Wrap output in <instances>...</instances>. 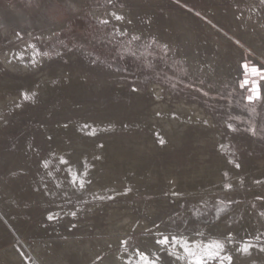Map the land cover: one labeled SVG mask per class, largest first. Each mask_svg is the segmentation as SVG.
I'll use <instances>...</instances> for the list:
<instances>
[{
  "label": "rangeland",
  "instance_id": "374dc122",
  "mask_svg": "<svg viewBox=\"0 0 264 264\" xmlns=\"http://www.w3.org/2000/svg\"><path fill=\"white\" fill-rule=\"evenodd\" d=\"M158 1L0 0V101L4 105L0 102V264L16 258L13 247L22 263L73 264L69 257L76 248L71 242L88 244L97 252L92 256L84 251L80 264L99 263L110 254L125 255L133 262L140 256L132 250L157 264H190L182 248H173L176 254L169 255L156 244L164 236L171 241L174 235L190 242H225L220 255L231 254L230 264L241 260L264 264V257L260 259L264 256V20L253 15L258 9L264 16V0ZM189 27L194 29L195 41L184 35ZM196 55L201 58L197 62ZM208 56H217L224 67L209 64ZM24 60L26 67L20 65ZM66 71L79 82H66L44 98L34 95L40 81ZM254 88L260 98L250 102L248 96L256 95ZM157 105L170 110L184 107L183 113L193 114L199 122L188 123L186 135L165 146L159 138L166 137L167 130L156 131L153 126ZM65 121L86 127L78 140L111 135L122 141H145L148 154L124 158L111 154L98 164L101 172L133 177L139 173L132 182L136 185L122 191L108 182L106 187L98 186L93 171L84 169L82 152L69 167L60 151L63 147L72 151V139L65 136L72 142L65 137L57 142L46 130L57 124L63 127ZM92 123L106 129L97 128V133ZM187 179L204 180L206 186L193 191L176 183ZM127 217L132 219L128 231L112 228ZM46 242L65 244L68 252L39 248ZM245 245L252 246L246 255L240 251ZM181 255L186 259H178ZM253 255L261 256L252 261ZM215 263L221 261L211 262Z\"/></svg>",
  "mask_w": 264,
  "mask_h": 264
},
{
  "label": "bare ground",
  "instance_id": "6f19581e",
  "mask_svg": "<svg viewBox=\"0 0 264 264\" xmlns=\"http://www.w3.org/2000/svg\"><path fill=\"white\" fill-rule=\"evenodd\" d=\"M137 1V0H136ZM143 1V0H142ZM145 1V0H144ZM148 1V0H147ZM154 1V0H153ZM157 1V0H156ZM160 1V0H159ZM159 1H158V3H159ZM166 1V0H165ZM249 1V0H248ZM141 2V1H140ZM163 2V1H162ZM256 2V1H255ZM162 4V3H161ZM218 10V9H217ZM238 10H240V9H238ZM237 10V11H238ZM222 11V10H221ZM126 12V11H125ZM165 12V11H164ZM206 12V11H205ZM232 12V11H231ZM240 12H241V10H240ZM252 12V11H251ZM139 13V12H138ZM154 13V12H153ZM179 12H177V14H178ZM213 13V12H212ZM211 13V14H212ZM218 13V12H217ZM237 13V12H236ZM241 13H243V14H245L243 11L241 12ZM122 14V13H121ZM183 14V13H182ZM209 14V13H208ZM258 15L259 16V18H261V19H263L264 20V16L262 15V13L258 10V9H254L253 10V15ZM113 15V14H112ZM111 15V16H112ZM124 15V14H123ZM127 15V14H126ZM138 15V14H137ZM169 15V14H168ZM219 15V14H218ZM218 15H217V17H218ZM238 15H241V14H239L238 13ZM251 15V14H250ZM175 16V15H174ZM184 16V15H183ZM186 16H187V13H186ZM215 16H216V14H215ZM116 17H117V15H116ZM124 17V16H123ZM127 17V16H126ZM192 16H190V18H191ZM211 17H214V16H211ZM248 17V16H247ZM131 18V17H130ZM169 18V17H168ZM168 18H166V19H168ZM176 18V17H175ZM186 18V17H185ZM188 18V17H187ZM189 18V19H190ZM220 18V17H219ZM222 18V17H221ZM124 19H125V17H124ZM165 19V20H166ZM171 19H173V18H171ZM215 19V18H214ZM217 19V18H216ZM229 19V18H228ZM235 19V18H234ZM238 19V18H237ZM131 20V19H130ZM134 20V19H133ZM180 20V19H179ZM184 20V19H183ZM192 20V19H191ZM227 20V19H226ZM236 20V19H235ZM254 20V19H253ZM255 20H256V18H255ZM254 20V21H255ZM257 20H258V18H257ZM151 21V20H150ZM155 21V20H154ZM173 21V20H172ZM181 21V20H180ZM218 21V20H217ZM221 21H222V19H221ZM228 21V20H227ZM237 21V20H236ZM262 21V20H261ZM189 21H188V19H187V22L186 23H188ZM192 22V21H191ZM195 22V21H194ZM194 22H192V23H194ZM259 22V21H258ZM263 22V21H262ZM182 23H183V21H182ZM185 23V24H186ZM236 23H238V22H236ZM242 23V22H241ZM251 23V22H250ZM256 23V22H255ZM261 23V22H260ZM252 24V23H251ZM254 24V23H253ZM252 24V25H253ZM124 25V24H123ZM179 25V24H178ZM191 26H192V24H190ZM189 24H188V26H190ZM205 25H207V24H205ZM236 25V24H235ZM255 25V24H254ZM262 25V24H261ZM131 26V25H130ZM155 26V25H154ZM132 27V26H131ZM179 27H180V25H179ZM183 27H184V25H183ZM193 27V26H192ZM209 27H211V26H209ZM259 27V26H258ZM257 27V28H258ZM261 27V26H260ZM181 28H182V25H181ZM188 28V27H187ZM191 27H189V29H190ZM252 28L254 29V26H252ZM262 28H263V26H262ZM178 29V28H177ZM185 29H186V26H185ZM185 29H184V31H185ZM187 29L186 30V34H184V35H186L188 38L190 37V41H195V38H194V36H192L191 35V33H192V29ZM210 29V28H209ZM259 29V28H258ZM157 30V29H156ZM194 30V29H193ZM212 30V29H211ZM255 30V29H254ZM260 30V29H259ZM259 30H257V31H259ZM264 30V29H263ZM155 31V30H154ZM179 31V30H178ZM181 31H182V29H181ZM183 31V32H184ZM233 31V30H232ZM185 33V32H184ZM193 33H194V31H193ZM157 34V33H156ZM160 34V33H159ZM180 34H182V33H180ZM195 34V33H194ZM239 34V33H238ZM241 35V34H240ZM255 35V34H254ZM154 36H155V33H154ZM161 36V35H160ZM163 36V35H162ZM248 36V35H247ZM223 37V36H222ZM252 37V36H251ZM250 37V38H251ZM162 38V37H161ZM168 38V37H167ZM171 39V38H170ZM227 39V38H226ZM185 40V39H184ZM189 40V39H188ZM187 40V41H188ZM248 40V39H247ZM186 41V40H185ZM184 41V42H185ZM187 41H186V43H187ZM189 41V42H190ZM198 41V40H197ZM249 41H250V39H249ZM170 42V41H169ZM173 42V41H172ZM188 42V43H189ZM199 42V41H198ZM183 43V42H182ZM182 43H180V44H182ZM195 43V42H194ZM264 43V42H263ZM176 44H178L179 45V43H177L176 42ZM199 44V43H198ZM14 45V44H13ZM177 45V46H178ZM183 45H187V44H183ZM200 45H201V43H200ZM200 45H199V47H200ZM189 46V45H188ZM16 47V46H15ZM14 47V48H15ZM183 47V46H182ZM13 48V47H12ZM191 47H189V49H190ZM201 49L203 48V46L202 47H200ZM205 48V47H204ZM257 48V47H256ZM4 49V48H3ZM11 49V48H10ZM179 49V48H178ZM193 49V48H192ZM18 50V49H17ZM185 50V49H184ZM198 50H200V49H198ZM203 50V49H202ZM223 50V49H222ZM263 50V49H262ZM261 50V51H262ZM7 51V50H6ZM16 51V50H15ZM191 51V50H190ZM193 51H194V49H193ZM201 51V50H200ZM264 51V50H263ZM10 52H12V51H10ZM9 52V53H10ZM178 52V51H177ZM185 52H186V50H185ZM195 52V51H194ZM217 52V51H216ZM219 52V51H218ZM30 53V52H29ZM203 53H205V52H203ZM213 53V52H212ZM4 54V53H3ZM11 54V53H10ZM185 54V53H184ZM189 54V53H188ZM201 54V53H200ZM199 54V55H200ZM217 54V53H216ZM240 54V53H239ZM19 55V54H18ZM17 55V56H18ZM23 55H26V54H23ZM23 55L21 56V58L20 59H23ZM178 55V54H177ZM195 55V54H194ZM204 55V54H203ZM203 55H202V58H204L203 57ZM207 55V54H206ZM241 55V54H240ZM6 56V55H5ZM15 56V55H14ZM29 56V55H28ZM181 56V55H180ZM186 56V55H185ZM190 56V55H189ZM8 57V56H7ZM11 57V56H10ZM20 57V55L18 56V58ZM25 57V56H24ZM31 57V56H30ZM222 57H224V56H222ZM9 58V57H8ZM28 58V57H27ZM206 58V57H205ZM238 58V57H237ZM0 59H1V57H0ZM3 59V58H2ZM12 60L14 59V58H11ZM10 59V60H11ZM15 59H17V58H15ZM19 59V60H20ZM36 59V58H35ZM199 59H201L198 55H196V56H194L193 57V60L194 61H198ZM208 61H209V64H214L215 66H218V65H216L218 62H219V60H218V62H217V56H208ZM222 59V58H221ZM220 59V60H221ZM4 60H7V58H5ZM4 60H3V62H4ZM9 60V61H10ZM11 60V61H12ZM22 61V60H21ZM194 61H192L193 63H196V62H194ZM207 61V60H206ZM222 61V60H221ZM7 62V65H8V60L6 61ZM5 62V63H6ZM16 62V61H15ZM23 62V61H22ZM21 62V66H23V67H26L27 65L26 64H28V62L26 63V61L24 60V62L25 63H22ZM190 62V61H189ZM200 62H203L202 60L201 61H199L198 63H200ZM205 62V61H204ZM239 62V61H238ZM18 63H20V62H18ZM206 63V62H205ZM240 63V62H239ZM14 64V63H13ZM190 64V63H189ZM202 64V63H201ZM206 64H208V63H206ZM219 65H222V64H220V63H218ZM223 64H224V62H223ZM26 65V66H25ZM195 65V64H194ZM203 65H205L204 63H203ZM14 66V69H15V65H13ZM16 66H18V65H16ZM20 66V67H21ZM197 66V65H196ZM209 67H211L210 65H208ZM223 67H224V65H222ZM10 67H11V65H10ZM9 67V68H10ZM38 67V66H37ZM16 68H18V67H16ZM219 68V67H218ZM227 68V67H226ZM35 69V68H34ZM223 69H225V68H223ZM228 69V68H227ZM226 69V70H227ZM231 69V68H230ZM33 70V69H32ZM218 70V69H217ZM220 70V69H219ZM16 71V70H15ZM63 71V70H62ZM221 71V70H220ZM225 71V70H224ZM76 73V72H75ZM217 73V72H216ZM220 73V72H219ZM227 73V72H226ZM225 73V74H226ZM50 74H52V73H50ZM221 74V73H220ZM64 75V76H63ZM219 75V74H218ZM224 75V74H223ZM63 76V77H62ZM216 76V75H215ZM49 77H50V75H49ZM49 77H47V79H44V80H42V81H40L38 84H37V86H36V88H34L33 89V91H34V95L36 94H38V95H41V97L43 96V98L44 97H47L46 95H50L55 89H56V87H59V86H61L62 84H64V83H68V84H71V83H77V82H79V78L76 76V75H74V74H72V73H69V72H63L62 73V75L60 76V77H58V78H54V79H51V78H49ZM53 77V76H52ZM56 77V76H55ZM217 77V76H216ZM5 80V79H4ZM9 80V79H8ZM11 81H12V79H11ZM82 81V80H81ZM12 83V82H11ZM15 83V82H14ZM66 83V84H67ZM6 84V83H5ZM4 84V85H5ZM20 84V83H19ZM67 84V85H68ZM86 84V83H85ZM15 85V84H14ZM65 85V84H64ZM2 86V85H1ZM8 86V85H7ZM91 87V86H90ZM14 88H16V87H14ZM137 88V87H136ZM153 89H154V86L152 87ZM9 90V89H8ZM141 90V89H140ZM160 90H162V89H160ZM2 91V90H1ZM153 91V90H152ZM36 92V93H35ZM160 92V91H159ZM26 93V92H25ZM30 93V92H29ZM154 93H157V91L156 92H154ZM161 93V92H160ZM7 94V93H6ZM22 94V93H21ZM32 94H33V92H32ZM37 95V96H38ZM3 96V95H2ZM36 96V97H37ZM12 97V96H11ZM14 97V96H13ZM33 97V96H32ZM16 98V97H15ZM39 98V97H38ZM42 98V99H43ZM14 99V98H13ZM157 99V98H156ZM6 100V99H5ZM4 100V101H5ZM19 100V99H18ZM17 100V101H18ZM2 101V100H1ZM0 101V102H1ZM41 101V100H40ZM141 101V100H140ZM166 101V100H165ZM7 102H9V103H14V100H11V99H9ZM19 102H20V100H19ZM3 102H1V104H2ZM18 103V102H17ZM21 103V105H22V102H20ZM0 104V105H1ZM7 103H5V105H6ZM161 104V103H160ZM181 104V103H180ZM10 105V104H9ZM9 105H8V107H9ZM88 105V104H87ZM155 105V104H154ZM2 106H4L3 104L1 105V107ZM11 106V105H10ZM17 106V105H16ZM142 106V105H141ZM196 106V105H195ZM191 107H193V105L191 106ZM156 109H155V112H159L158 113V115L157 116H155V117H153L152 119H154L153 121H154V123L156 124V125H153L155 128H154V130H167V132L165 131V133H166V137L165 136H161L160 138H159V140L160 141H162L161 143L162 144H165V146L167 145H171V144H173V142L174 141H176V140H179V139H181V137H182V135L184 134V135H186L184 132H185V129H186V127H187V125H188V123H193V122H199V119L197 118V117H195L193 114H186V113H183V109H184V107H181V106H177V108L174 110V108H173V110H170V109H167L166 108V106H164V105H157L156 107H155ZM5 109V108H4ZM9 109V108H8ZM189 109V108H188ZM70 110V109H69ZM69 110H68V113H69ZM73 110H75V109H73ZM80 110V109H79ZM200 110V109H199ZM66 111V110H65ZM108 111V110H107ZM197 111H198V109H197ZM3 111H2V109H1V113H2ZM84 112V111H83ZM105 112V111H104ZM194 112H196V110L194 111ZM193 112V113H194ZM199 112V111H198ZM201 112H203V110L201 111ZM205 112V111H204ZM71 113V112H70ZM75 113V112H74ZM120 113V112H119ZM118 113V114H119ZM136 113V112H135ZM144 113V112H143ZM189 113V112H188ZM3 114V113H2ZM5 114H7V113H5ZM5 114H3V115H5ZM203 114V113H202ZM84 115V114H83ZM116 116H117V114H115ZM124 115V114H123ZM129 115V114H128ZM154 115V114H153ZM2 116V115H1ZM61 116V115H60ZM78 116V115H77ZM82 116V115H81ZM80 116V117H81ZM114 116V115H113ZM136 116H137V114H136ZM139 116V115H138ZM172 116V117H171ZM199 116V115H198ZM4 117V116H3ZM67 117V116H66ZM69 117V116H68ZM74 117H76V116H74ZM104 117V116H103ZM107 117V116H106ZM110 117V116H109ZM109 117H107V118H109ZM123 117V116H122ZM127 117V116H126ZM47 118H50V117H47ZM77 118V117H76ZM78 118H79V116H78ZM121 118V117H120ZM124 118V117H123ZM67 119V118H66ZM80 119V118H79ZM79 119H77V120H79ZM105 119V118H104ZM113 119H115V117L113 118ZM140 119H142V116L140 117ZM210 119V118H209ZM47 120V119H46ZM71 120V119H70ZM90 120V119H89ZM94 120V119H93ZM96 120V119H95ZM103 120V119H102ZM117 120V119H116ZM119 120V119H118ZM125 120V119H124ZM132 120V119H131ZM136 120V119H135ZM56 121V120H55ZM72 121V123H73V120H71ZM106 121H107V119H106ZM113 121V120H112ZM61 122V121H60ZM81 122V121H80ZM97 122V121H96ZM105 122V121H104ZM110 122V121H109ZM116 122V121H115ZM119 122V121H118ZM117 122V123H118ZM136 122V121H135ZM134 122V120H133V123H135ZM145 122V121H144ZM65 123V125H66V121L64 122ZM76 123V122H75ZM106 123V122H105ZM120 123V122H119ZM122 124L124 123L125 124V122H121ZM131 123V122H130ZM214 123V122H213ZM61 124H63V123H61ZM77 124V123H76ZM197 124V123H196ZM63 126L62 127V125H60V126H58V124L56 125V127L55 126H53V128H46V130H47V132H48V134L50 133L51 134V137L54 139V140H56L57 142H60L61 143V141H62V139H64V137L65 136H68L69 138H71L72 139V141H73V143H72V151H70V149H69V151H68V147H66V149L67 150H65L64 148L65 147H63L62 148V150L60 151L61 152V155L65 158L64 160L68 163V166L69 167H72V163H73V159H74V157H78L79 155V153H81V156L80 157H82L83 158V160H84V158L86 157V159H85V165H84V169L86 170V171H88V173L89 172H92V173H94L93 175H94V178H95V181H96V184L98 185V186H100V187H106V184L107 185H110V184H108V183H111L112 184V188L113 189H117V190H119V191H122V190H127V189H131L132 187V185L134 184V186L136 185L135 184V182L134 183H132L135 179H138V175H139V173H136L135 175H134V177L133 176H129V175H127L125 172L124 173H122V172H119V171H108V173H107V171L106 172H101V170L98 168L99 167V165L100 164H102V163H104V162H106L107 160H109L110 159V156H111V154H114V156H119V157H131V156H141L142 154H144L145 153V151H146V147H147V145H146V143H144L143 141H138L137 139H133V138H131L130 140H126V141H122V140H119V138L118 137H112L111 135L109 136V135H103V137H102V135H101V138H98V139H94V140H92V141H88V140H78V138H77V135L78 134H80V132H82V131H84V128H86V127H80V126H77V125H73V124H70V123H68L66 126ZM80 125V124H79ZM93 127H96V129H94L96 132L99 130V131H104L105 129H102V128H98L97 126H96V124H94V123H92L91 124ZM97 125H98V123H97ZM115 125H117V124H115ZM208 125V124H207ZM215 125V124H214ZM46 126V125H45ZM82 126V125H81ZM89 126V125H88ZM103 126H105L104 124H103ZM102 126V127H103ZM152 126V127H153ZM194 126V125H193ZM210 126V125H209ZM106 127V126H105ZM123 127H124V125H123ZM201 127V126H200ZM207 127V126H206ZM211 127V126H210ZM45 128V127H44ZM97 128H98V130H97ZM141 128V127H140ZM115 129V128H114ZM122 129V128H121ZM131 129V128H130ZM134 129V128H133ZM139 129V128H138ZM145 129V128H144ZM46 130H44V131H46ZM124 129H122V131H123ZM140 130V129H139ZM87 131V129L85 130V132ZM121 131V132H122ZM131 131V130H130ZM135 131H136V129H135ZM134 132V131H133ZM137 132V131H136ZM147 132V131H146ZM84 133V132H83ZM82 133V134H83ZM98 133V132H97ZM116 133V132H115ZM118 133H119V131H118ZM129 133V132H128ZM160 133V132H159ZM47 134V135H48ZM49 134V135H50ZM114 134V133H113ZM117 134V133H116ZM130 134V133H129ZM136 135L137 134H140V133H135ZM149 135V134H148ZM46 136V135H45ZM79 136V135H78ZM132 136H134V133L131 135V136H129V137H132ZM144 136V135H143ZM50 137V136H49ZM50 137V138H51ZM125 137V136H124ZM123 136H122V138H124ZM136 137V136H135ZM145 137V136H144ZM143 137V138H144ZM147 138H148V136H146ZM146 137H145V139H146ZM51 138V139H52ZM83 138V137H82ZM154 138V137H153ZM185 138V137H184ZM65 139H66V137H65ZM121 139V138H120ZM183 139V138H182ZM50 140V139H49ZM70 139H68V141H69ZM140 140V139H139ZM147 140V139H146ZM152 140V139H151ZM157 140V139H156ZM200 140V139H199ZM66 141H67V139H66ZM66 141H64L65 143H66ZM67 141V142H68ZM71 141V140H70ZM71 141V142H72ZM63 142V143H64ZM60 143H58V145H60ZM180 143H182V142H180ZM55 144V143H54ZM71 144V143H70ZM70 144H67V145H70ZM61 146V145H60ZM63 146V145H62ZM65 146V145H64ZM57 148V147H56ZM59 148V147H58ZM174 148V147H173ZM115 149H117V151L115 150ZM119 149H122V150H126L125 151V153H123V152H121V150H119ZM84 150H86V151H84ZM119 150V151H118ZM149 150H151V149H149ZM57 153H58V151H56ZM55 152V153H56ZM92 152H93V154H95L96 155V157L94 158V159H89V156L90 155H93L92 154ZM100 152V153H99ZM119 152V153H118ZM53 153V152H52ZM56 153V154H57ZM87 153V154H86ZM118 153V154H117ZM151 153V152H150ZM145 154H148L147 152L145 153ZM61 156V157H62ZM90 157H92V156H90ZM145 157V156H144ZM143 157V158H144ZM151 158V157H150ZM40 159V158H39ZM153 159V158H152ZM77 160V159H76ZM75 160V161H76ZM150 160V159H149ZM221 160V159H220ZM119 161H121V160H119ZM153 161V160H152ZM222 161V160H221ZM62 162V161H61ZM77 162V161H76ZM78 162H80V160L78 161ZM51 163V162H50ZM116 163V162H115ZM78 164V163H77ZM99 164V165H98ZM155 164V163H154ZM140 165V164H139ZM156 165V164H155ZM208 165V164H207ZM226 165V164H225ZM255 166H256V164H254ZM75 166V165H74ZM152 166H153V164H152ZM102 167V166H101ZM204 167V166H203ZM234 167V166H233ZM247 167V166H246ZM153 168V167H152ZM157 168V167H156ZM201 169V168H200ZM261 169V168H260ZM67 170V169H66ZM72 170V169H71ZM104 170V169H103ZM106 170V169H105ZM197 171H200L199 170V168L198 169H196ZM75 172V171H74ZM69 173V172H68ZM153 173V172H152ZM219 173V172H218ZM217 173V174H218ZM221 173V172H220ZM90 174V173H89ZM110 174V175H109ZM150 174H151V172H150ZM109 175V176H108ZM176 175V174H175ZM41 176H42V174H41ZM40 176V177H41ZM69 176H70V174H69ZM39 177V176H38ZM165 177V176H164ZM73 178H74V176H73ZM149 178V177H148ZM133 179V180H132ZM141 179V178H140ZM142 179H144V178H142ZM21 180V179H20ZM176 180V179H175ZM150 181V180H149ZM169 181V180H168ZM108 182V183H107ZM174 182V181H173ZM216 182H219V181H216ZM176 183H177V185H179L180 186V188H184V189H192L193 191H198V190H201L202 188H204L205 186H206V182L204 181V180H200V179H187V180H178V181H176ZM226 183V182H225ZM138 184V183H137ZM171 184H173V183H171ZM216 184H218V183H216ZM33 185V184H32ZM85 185V184H84ZM174 185V184H173ZM145 186V185H144ZM178 186V187H179ZM60 187V186H59ZM90 187V186H89ZM95 188V187H94ZM42 189V188H41ZM62 189V188H61ZM73 189V188H72ZM134 189H137V188H134ZM142 189H143V186H142ZM44 190V189H43ZM140 190H141V188H140ZM42 191V190H41ZM95 191V190H94ZM78 192V191H77ZM118 192V191H117ZM87 193V192H86ZM128 193V192H127ZM112 194V193H111ZM117 194V193H116ZM119 194H121V193H119ZM138 194V193H137ZM102 195V194H101ZM118 195V194H117ZM69 196V195H68ZM95 196H97V195H95ZM112 196V195H111ZM92 197V196H91ZM98 197V196H97ZM40 199V198H39ZM89 199V198H88ZM16 201V200H15ZM41 201V200H40ZM13 202V201H12ZM20 202V201H19ZM49 205V204H48ZM150 207V206H149ZM130 214V213H129ZM133 214V213H132ZM128 215V214H127ZM126 215V216H127ZM115 216V215H114ZM137 218V217H136ZM112 219H113V217H112ZM122 219V218H121ZM118 220H120V219H118ZM131 220L132 219H130L129 217H127V218H125V219H122V220H120L119 222H117V223H115V225H113L112 226V228H114L115 229V231H117V232H119V231H122V232H124V231H128L132 226H131ZM246 221V220H245ZM111 223H113V222H111ZM245 228H246V226H245ZM112 230V229H111ZM132 230V229H131ZM136 230V229H135ZM135 230H133V231H135ZM252 230V229H251ZM255 230V229H254ZM114 231V232H115ZM132 231V232H133ZM255 232V231H254ZM134 233V232H133ZM119 236V235H118ZM117 236V237H118ZM126 236V235H125ZM177 236H179V235H177ZM181 237V236H180ZM184 237V239L183 240H185V236H183ZM201 237V236H200ZM220 237V236H219ZM120 238V237H119ZM195 238H197V237H195ZM203 238V237H202ZM207 238V237H206ZM103 239V238H102ZM46 240V239H45ZM91 240V239H90ZM95 240V239H94ZM187 240V239H186ZM219 240V239H218ZM217 240V241H218ZM48 241V240H47ZM53 241H55V240H53ZM74 241V240H73ZM78 241V240H77ZM83 241V240H82ZM87 241H88V239H87ZM99 241H100V239H99ZM108 242H110V241H118V239H108L107 240ZM187 241H189L190 242V240H187ZM206 241V240H205ZM213 241V240H212ZM215 241V240H214ZM44 242V241H43ZM64 242H65V240H64ZM90 242V241H89ZM88 242V243H89ZM96 242V241H95ZM127 242H128V240H127ZM227 243H228V241H226ZM51 243V242H50ZM146 243V242H145ZM190 243H199V244H201V245H203V244H206L205 242H203L202 240H200V239H198V240H196L195 242H190ZM208 243H209V241H208ZM223 243H225V242H223ZM249 243V242H248ZM71 244H74L73 246H74V248H76L75 249V251L71 254V256L69 257V260H71V263L73 262V264L75 263H79L80 264V261H82L83 259H85V255H84V251H86V250H89V254L90 255H94V254H96L97 252L94 250H91V248H89L88 247V244H85V245H82L81 244V246H79V245H77L76 243H74V242H71ZM98 244V243H97ZM157 244V243H156ZM65 245V244H64ZM64 245H59V244H57V243H54V242H52L51 244H49L48 242H46V243H43V244H41L40 245V247L39 248H42V250H46V251H49L50 253H55L56 251V249H59L60 250V252H64V250H66V245L64 246ZM90 245V244H89ZM95 245V244H94ZM103 245V244H102ZM101 245V246H102ZM241 245H242V243H241ZM72 246V247H73ZM90 246H92V245H90ZM96 246V245H95ZM105 246V245H104ZM103 246V247H104ZM159 246V245H158ZM238 246V245H237ZM252 246H253V244H252ZM251 246V247H252ZM258 246V245H257ZM97 247V246H96ZM114 247V246H113ZM119 247V246H118ZM117 247V248H118ZM132 247H134V246H132ZM229 247V246H228ZM227 247V248H228ZM236 247V246H235ZM254 247H256V245L255 246H253V249H254ZM108 248V247H107ZM116 248V249H117ZM131 248V247H130ZM233 248V247H232ZM231 248V249H232ZM93 249V248H92ZM104 249V248H103ZM110 249H111V247H110ZM121 249V248H120ZM119 249V250H120ZM226 249V248H225ZM251 249V248H250ZM257 249V248H256ZM262 249H264V248H262ZM97 250V249H96ZM108 250V249H107ZM122 250V249H121ZM252 250V249H251ZM11 251H12V254H15L16 255V258H14V260H12L10 263H8V264H26V262L25 263H22L20 260H18L17 258H19V252H18V249H17V251H16V249H15V247H13V248H11ZM67 251V250H66ZM112 251V250H111ZM144 251V250H143ZM231 251V250H230ZM259 251H261V249H259ZM5 252V251H4ZM68 252V251H67ZM100 252V251H99ZM132 253H134L136 256H140V258L139 259H137V260H135V261H133V262H131V261H128V259H127V257L125 256V255H121V254H110V255H108V256H106L102 261H100L99 263H97L98 262V260L96 261V263L97 264H141V257L142 256H144V255H142L140 252H138L137 250H132L131 251ZM158 252V251H157ZM225 252V251H224ZM252 253H253V251H251ZM6 253V252H5ZM39 253V252H38ZM145 253H147L146 251H145ZM149 253V252H148ZM165 253V252H164ZM232 253V252H231ZM262 253H264L263 251H262ZM61 254H63V253H61ZM108 254V253H107ZM106 253H105V255H107ZM158 254H159V252H158ZM158 254H156V255H158ZM176 254V253H175ZM178 254V253H177ZM222 254V253H221ZM224 254V253H223ZM241 254H242V251H241ZM240 254V255H241ZM256 254V253H255ZM30 255V254H29ZM64 255V254H63ZM97 255H99V254H97ZM105 255H103V256H105ZM149 255V254H148ZM239 255V256H240ZM246 255V254H245ZM248 255H250L251 256V254H248ZM258 255V254H257ZM12 255H10V257H11ZM14 256V255H13ZM57 256V255H56ZM85 256V257H84ZM96 256V255H95ZM102 256V257H103ZM150 256V255H149ZM180 256V255H179ZM182 256V255H181ZM230 256H231V254H230ZM238 256V257H239ZM254 256V255H253ZM259 256H261V255H259ZM258 256V257H259ZM36 257V256H35ZM137 257V258H138ZM150 257H152V255L150 256ZM159 257V256H158ZM183 257V256H182ZM249 257V256H248ZM255 257V259H253ZM254 257H252L251 259H253L252 261H255L256 260V255L254 256ZM257 257V258H258ZM262 257H264V256H261L260 257V259H262ZM58 257H56L55 259H57ZM89 258V257H88ZM153 258H154V256H153ZM161 258V257H160ZM184 258L186 259V257L184 256ZM232 258V257H231ZM16 259V260H15ZM60 259V258H59ZM58 259V260H59ZM67 259V258H66ZM102 259V258H101ZM155 259H156V257H155ZM179 259V258H178ZM242 258H240V260H241ZM245 258H243V260H244ZM10 260V259H9ZM36 260V259H35ZM91 260H93V259H91ZM90 260V261H91ZM100 260V259H99ZM157 260V259H156ZM162 260V259H161ZM184 260V259H183ZM238 260V259H237ZM239 260V261H240ZM246 260V259H245ZM249 259H247L246 261H248ZM158 261V260H157ZM187 261V260H186ZM215 261H217V260H215ZM233 261H234V259H233ZM245 261V262H246ZM2 261L0 260V263H1ZM66 262H68V261H66ZM162 262V261H161ZM225 262V261H224ZM235 262V261H234ZM249 262H251V261H249ZM249 262H247V263H249ZM261 262V261H260ZM264 262V261H263ZM32 263V262H31ZM59 263L60 264H62L63 262H61V261H59ZM58 263V264H59ZM95 263V262H94ZM95 263V264H96ZM159 263V262H158ZM187 263H188V261H187ZM241 264L243 263V261L241 260V262H240ZM254 263H256V262H254ZM253 263V264H254ZM67 264V263H66ZM148 264H157V262L155 261V260H151L150 258H148ZM216 264V263H215ZM234 264V263H233ZM245 264V263H244ZM260 264V263H259Z\"/></svg>",
  "mask_w": 264,
  "mask_h": 264
},
{
  "label": "snow or ice",
  "instance_id": "6c2138e0",
  "mask_svg": "<svg viewBox=\"0 0 264 264\" xmlns=\"http://www.w3.org/2000/svg\"><path fill=\"white\" fill-rule=\"evenodd\" d=\"M117 19H121V17H116ZM246 67V66H245ZM255 71V69H254ZM241 87H244L242 84ZM253 91L256 93L255 97L252 95L248 96V100L251 102L254 99L260 98V92L258 88H254ZM162 142V141H161ZM239 167V165H237ZM75 216V213H72ZM53 217L49 215L48 219H52ZM163 249L169 252V255H174L175 253L172 251L175 247H180L183 249L185 256H187L190 260V264H211L212 261L220 260L221 264H223L224 260L231 262V256L222 257L220 254L224 251V244L219 241H211L207 244H199V243H190L187 240L178 239L175 235L171 237V241H169L168 236H164L162 239H158L156 241ZM251 248V245L243 246L240 251L247 254ZM179 259H183L184 257H178ZM141 264H148L147 256L141 257Z\"/></svg>",
  "mask_w": 264,
  "mask_h": 264
}]
</instances>
